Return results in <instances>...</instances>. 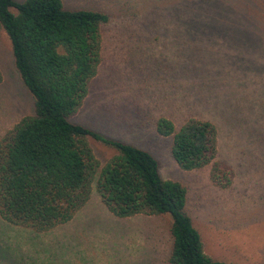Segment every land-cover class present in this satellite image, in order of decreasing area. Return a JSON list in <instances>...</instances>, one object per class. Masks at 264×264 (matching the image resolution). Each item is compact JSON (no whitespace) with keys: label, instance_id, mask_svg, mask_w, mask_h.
<instances>
[{"label":"rangeland","instance_id":"rangeland-1","mask_svg":"<svg viewBox=\"0 0 264 264\" xmlns=\"http://www.w3.org/2000/svg\"><path fill=\"white\" fill-rule=\"evenodd\" d=\"M61 3L108 17L99 30L96 74L70 120L148 151L161 178L185 189L184 210L206 255L264 264V0ZM254 9L261 18L248 21ZM0 74L1 137L32 112L1 29ZM158 117L175 128L187 118L213 123L215 160L228 168L229 184L210 181V164L181 170L170 156L171 137L154 131ZM86 141L100 165L115 153ZM170 244L166 215L117 218L94 184L71 220L47 232L35 235L0 219V264H23L31 253L28 264H169Z\"/></svg>","mask_w":264,"mask_h":264},{"label":"trees","instance_id":"trees-1","mask_svg":"<svg viewBox=\"0 0 264 264\" xmlns=\"http://www.w3.org/2000/svg\"><path fill=\"white\" fill-rule=\"evenodd\" d=\"M260 18L254 9L247 20ZM107 21L103 12L66 9L61 0H0V29L8 40L13 67L32 99L31 114L0 137L1 221L35 235L47 232L71 220L94 184L101 203L117 218L168 217L169 264H233L204 253L200 235L184 210L185 189L161 178L148 151L102 137L70 120L96 74L99 30ZM154 131L171 137L170 156L181 170L210 164V181L218 187L229 184L228 168L215 160L213 123L187 118L175 128L168 118L158 117ZM87 137L115 153L100 165ZM32 260L31 253L23 264Z\"/></svg>","mask_w":264,"mask_h":264}]
</instances>
